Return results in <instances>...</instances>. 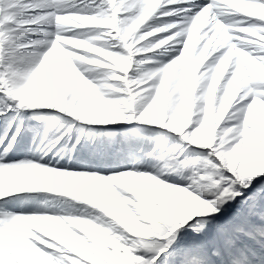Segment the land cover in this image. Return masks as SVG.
I'll use <instances>...</instances> for the list:
<instances>
[{
    "label": "snow or ice",
    "instance_id": "6c2138e0",
    "mask_svg": "<svg viewBox=\"0 0 264 264\" xmlns=\"http://www.w3.org/2000/svg\"><path fill=\"white\" fill-rule=\"evenodd\" d=\"M0 264H264V0H0Z\"/></svg>",
    "mask_w": 264,
    "mask_h": 264
}]
</instances>
